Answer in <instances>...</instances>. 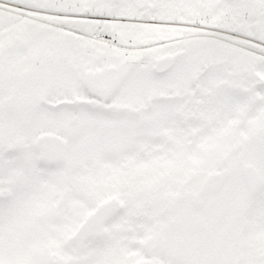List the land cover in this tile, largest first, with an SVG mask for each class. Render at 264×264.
<instances>
[{"label": "snow or ice", "instance_id": "6c2138e0", "mask_svg": "<svg viewBox=\"0 0 264 264\" xmlns=\"http://www.w3.org/2000/svg\"><path fill=\"white\" fill-rule=\"evenodd\" d=\"M0 264H264V0H0Z\"/></svg>", "mask_w": 264, "mask_h": 264}]
</instances>
